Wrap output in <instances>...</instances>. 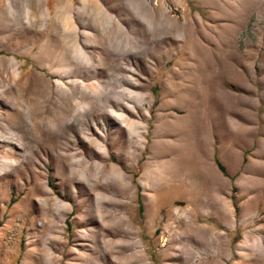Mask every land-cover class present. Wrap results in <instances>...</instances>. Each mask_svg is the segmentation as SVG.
<instances>
[{"label":"rangeland","instance_id":"rangeland-1","mask_svg":"<svg viewBox=\"0 0 264 264\" xmlns=\"http://www.w3.org/2000/svg\"><path fill=\"white\" fill-rule=\"evenodd\" d=\"M56 1L0 0V264H122L131 242L182 264L184 214L220 234L212 264H264V0Z\"/></svg>","mask_w":264,"mask_h":264},{"label":"bare ground","instance_id":"bare-ground-1","mask_svg":"<svg viewBox=\"0 0 264 264\" xmlns=\"http://www.w3.org/2000/svg\"><path fill=\"white\" fill-rule=\"evenodd\" d=\"M34 4H36L39 0H31ZM56 1V0H55ZM54 2V1H53ZM57 2V1H56ZM64 2V1H63ZM63 2H61L60 3V5H58V6H60V8L61 7H63V9L61 8V10H62V13L63 12H67L68 11V8L69 7H67V3H63ZM256 2V1H255ZM42 3V2H41ZM49 3V2H48ZM50 3H51V1H50ZM59 3V2H58ZM252 3V2H251ZM54 5L52 6V4H51V6L53 7V8H55L54 6L57 4V3H53ZM33 6V5H32ZM41 6H43V5H41ZM34 7V6H33ZM45 7V6H44ZM32 8V7H31ZM40 8V7H39ZM49 9V8H48ZM57 9V8H56ZM29 11V10H28ZM40 11V10H39ZM49 12H50V10H49ZM69 12V11H68ZM39 13L40 12H38V10L36 9H32V12H30V14L31 15H33V17H34V22H37V23H39ZM43 13V12H42ZM41 15V14H40ZM56 15V14H55ZM48 16H49V14H48ZM29 17V16H28ZM40 17H42V16H40ZM166 17V16H165ZM100 18V17H99ZM43 21H44V19H43ZM62 21V20H61ZM55 22V21H54ZM59 23V22H58ZM56 24V23H55ZM119 26V25H118ZM178 27V26H177ZM186 27V26H185ZM182 28H184V26L182 27ZM175 29H177L176 28V24H174V23H172L169 27H167L166 28V30L167 31H165L164 33H166V34H171ZM181 29V28H180ZM75 31V30H74ZM101 31V34L106 38V40H108V42H110V44L111 43H115L116 44V47H117V38L118 37H120V33H121V29L119 28V27H117V25H114V24H112V25H109V26H106V25H103V28L100 30ZM176 33V32H175ZM64 35V34H63ZM75 35H76V32H71V34L69 33V37H70V42L71 41H73V39L75 38ZM165 38V37H164ZM167 38V37H166ZM76 39V38H75ZM163 38H160V39H158V40H153V42H155V44L157 45V41H160V40H162ZM69 40V39H68ZM129 42V41H128ZM172 42V41H171ZM203 42V41H202ZM122 43H125V42H121L120 44H122ZM134 44L136 43V45L137 44H139V41H134L133 42ZM204 43V42H203ZM203 43H201V44H203ZM75 44H76V41H75ZM127 44V43H126ZM129 44V43H128ZM72 45V44H71ZM77 46H78V44H77ZM130 46V45H129ZM198 46H200V45H198ZM202 46V45H201ZM76 47V46H75ZM74 47V48H75ZM85 47L87 48V45L86 46H82V49L83 50H86L85 49ZM122 46L120 45V48H121ZM202 47H204V46H202ZM79 49V48H78ZM77 49V50H78ZM126 49H128V48H125V50ZM203 49V48H202ZM201 48H200V50H202ZM205 49H206V47H205ZM124 50V49H123ZM153 50H155V49H153ZM203 51V50H202ZM116 52V51H115ZM205 52V51H204ZM77 53V52H76ZM110 53V52H109ZM118 53V52H117ZM116 53V54H117ZM89 54V53H88ZM204 54V53H203ZM207 54V53H206ZM82 55V54H81ZM106 55V54H105ZM122 55H123V53H122ZM114 56H115V54H114ZM116 56H118V55H116ZM76 57V56H75ZM122 59H123V57H121ZM117 59H119L118 57H116V58H113V60H111L112 61V63H114V64H117L116 65V67H117V69H119V70H122V65L119 63L118 64V62H115V61H117ZM223 59V58H222ZM223 62V61H222ZM110 65V64H109ZM202 67V66H201ZM194 70V69H193ZM89 78V77H88ZM117 82L119 83V85L121 84V90H120V94H122V95H125V96H131V90H128L127 88H124V87H122V85H126V86H128V87H131V88H135V87H137V85H135V84H133V83H131V82H129L128 80H126L123 76H121L120 78H117ZM111 83V82H110ZM100 86V85H99ZM106 86H107V84H106ZM88 87H90V86H88ZM139 87V86H138ZM40 88H42V87H40ZM39 88V89H40ZM94 88V87H93ZM112 88H114V87H112ZM110 88H108V90H109ZM112 90V89H111ZM115 90V89H114ZM113 90V91H114ZM42 91V90H41ZM81 91V90H80ZM107 91V90H106ZM118 91H119V89H118ZM16 92V91H15ZM44 92V91H43ZM95 92H97V91H95ZM88 93H89V91H88ZM107 93V92H106ZM38 95V94H37ZM70 95V94H69ZM88 95V94H87ZM101 95V94H100ZM16 97H17V95H16ZM66 97L68 98V95H66ZM81 97V96H80ZM98 97V96H97ZM103 97V96H102ZM116 97V99H115V101H117V96H115ZM121 97V96H120ZM120 97H118V98H120ZM77 98V97H76ZM112 98V97H111ZM110 98V99H111ZM123 98V97H122ZM125 98V97H124ZM131 98V97H130ZM134 98H136V97H134ZM78 99V98H77ZM39 100V99H38ZM65 100V99H64ZM66 100H71V99H66ZM65 100V101H66ZM30 101V100H29ZM80 100H78V102H79ZM47 102V101H46ZM75 102V101H74ZM87 102V101H86ZM104 102V101H103ZM109 102V101H108ZM37 103V102H36ZM58 103H59V101H58ZM62 103H63V101H62ZM80 103H81V101H80ZM31 104V103H30ZM55 104V103H54ZM54 104H53V106H54ZM57 104V103H56ZM76 104V103H75ZM78 104V103H77ZM103 104V103H102ZM101 105V104H100ZM17 105L15 104V107H14V110H15V112H16V114L18 115V118H20L21 117V115H22V113H21V111L16 107ZM58 107H59V105H57ZM56 106V107H57ZM92 106V105H91ZM90 106V107H91ZM46 107V106H45ZM79 106H77V108H78ZM107 107V106H106ZM47 108V107H46ZM102 108H105V107H102ZM58 109V108H57ZM73 109H75V108H73ZM43 110H44V107L41 105V104H34V105H32L31 106V108H29L28 109V114H29V116H30V119L32 120V122H34V127H35V129H36V131L41 135V136H43V131H44V129H43V123H42V114H44L43 113ZM50 110V109H49ZM61 110H66V108H64V106L62 107V109ZM91 110V109H90ZM90 110H88V111H90ZM51 111V110H50ZM57 111V110H56ZM72 111V110H71ZM80 111H82V110H80ZM130 111V110H129ZM63 112V111H62ZM69 112V111H68ZM84 112V111H83ZM91 112H93V111H91ZM109 112V111H108ZM52 113V112H51ZM228 113H230V112H228ZM80 114V113H79ZM114 114V113H113ZM233 114V113H232ZM231 114V115H232ZM77 115H78V111H77ZM81 115V114H80ZM48 116V115H47ZM69 116V115H68ZM72 116H73V114H72ZM235 116H237V113H236V115ZM245 116V115H244ZM79 117V116H78ZM62 118V117H61ZM236 118V117H235ZM68 119V118H67ZM244 119V118H243ZM62 120H64V119H62ZM70 121V120H69ZM63 123V122H62ZM74 123V122H73ZM73 125V124H72ZM45 126V125H44ZM46 126H48V125H46ZM54 126V125H53ZM56 126V125H55ZM49 127V126H48ZM57 127V126H56ZM55 128V127H54ZM50 129V128H49ZM239 130L241 131V132H244L245 130H246V132L248 133L249 132V129H245L244 127H243V125L242 124H240L239 125ZM46 132V131H45ZM79 131H77V130H73L72 131V133H73V135L74 136H79V133H78ZM37 133V134H38ZM0 136L1 137H3V138H11L12 136H10L9 135V133L8 132H3V133H0ZM49 136V135H48ZM9 138V139H10ZM14 138V137H13ZM39 138V137H38ZM70 148H71V146H70ZM66 154V153H65ZM65 154H61L62 156H63V158H65V159H67L68 157H67V155H65ZM70 155V154H69ZM78 155V154H77ZM94 155V154H93ZM72 158V157H71ZM87 159V158H86ZM89 159V158H88ZM92 159V158H91ZM80 161H81V159H80ZM85 161V160H84ZM83 160L80 162V165H82L83 164V162H84ZM79 164V163H78ZM78 164L76 165V166H78ZM84 165V164H83ZM87 165V164H86ZM154 165V164H153ZM79 167V166H78ZM110 167V166H109ZM152 168V167H151ZM99 169V168H98ZM91 170V169H90ZM73 171V170H72ZM71 171V172H72ZM111 171V176H113V179H114V181L116 182V183H119V184H123L124 182H125V179H124V177L122 176V174H120L119 172H117L116 171V169H111L110 170ZM78 172V171H77ZM34 173V172H33ZM104 173V172H103ZM77 174V173H76ZM37 176V175H36ZM219 209V211L220 212H222V213H224V214H227L226 213V211H225V207H224V204L223 203H221L220 204V207L218 208ZM192 210H190V212H191ZM177 213H178V215L179 216H181L182 215V210L181 209H178V211H177ZM185 216H186V219L187 220H185V227H184V230H183V232H184V234H186L185 236H183L182 237V240L184 241H192L194 244H195V246H197V247H199L200 248V250H198V254H197V258L196 259H194V260H191V259H189L188 257H184V256H182V258H181V260H180V257L178 256L177 257V260H179V261H181V263L182 262H184V263H182V264H212L211 263V260L213 261V260H217V261H219L222 257H221V255H222V253H223V241H222V238H221V236H220V234L218 233V231L216 230H212V227L210 228V227H208L207 225L205 226V225H202L201 223H198V222H196L195 221V219H196V217L194 216H191V217H193L192 219H190V217H189V215L188 214H184ZM226 216V215H225ZM181 217H183V216H181ZM181 220V219H180ZM184 223V222H183ZM184 226V225H183ZM123 233H124V230H123ZM125 233H127V234H132V232H129V231H127L126 232V230H125ZM125 235V234H124ZM193 243H191V245L193 244ZM106 244H107V242H106ZM190 244V243H189ZM105 245V244H104ZM118 247H119V250L118 251H115V252H118L119 254H128V256H127V259H126V261L124 262H122V264H147L146 263V260H145V257L143 256V255H141L140 254V252H139V249L137 248V246H136V243L135 242H131V243H118V244H116ZM193 246V245H192ZM112 247V246H111ZM110 247V248H111ZM109 248V247H108ZM114 248V247H113ZM189 248H187V247H185L184 248V251H186L187 252V250H188ZM113 250V249H112ZM196 250V249H195ZM106 251L107 252H112L110 249H106ZM138 252L137 254L135 253V252ZM192 252V251H191ZM130 253H133V254H130ZM185 253V252H184ZM109 254V253H108ZM192 254V253H191ZM194 255H195V253H194ZM213 264H215V263H213ZM217 264V263H216Z\"/></svg>","mask_w":264,"mask_h":264},{"label":"trees","instance_id":"trees-1","mask_svg":"<svg viewBox=\"0 0 264 264\" xmlns=\"http://www.w3.org/2000/svg\"><path fill=\"white\" fill-rule=\"evenodd\" d=\"M1 53H2V51H0V54H1ZM215 163H216L218 169H219L221 172H224V167L221 165V163H220L217 159H215ZM139 202H140V200H139ZM139 205H140V207H141V203H139Z\"/></svg>","mask_w":264,"mask_h":264}]
</instances>
